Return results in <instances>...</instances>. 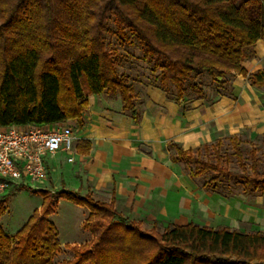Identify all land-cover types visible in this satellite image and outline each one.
Instances as JSON below:
<instances>
[{
  "label": "trees",
  "instance_id": "trees-1",
  "mask_svg": "<svg viewBox=\"0 0 264 264\" xmlns=\"http://www.w3.org/2000/svg\"><path fill=\"white\" fill-rule=\"evenodd\" d=\"M253 16L237 0H0V126H81L90 94L119 96L124 110L140 118L136 94L121 72L120 45L142 49L154 85L178 104L192 98L212 103L197 78L205 73L220 86L239 74L264 88V69L243 66L248 49L264 40V0ZM185 148L170 142L173 161L182 163L203 188L231 197L264 196V152L241 135ZM264 142V134L261 135ZM87 143V148L89 149ZM13 189L4 195V201ZM13 235L0 223V264H55L59 230L49 215L53 196ZM90 209L94 238L73 247L62 264H264V232L213 228L195 222L169 224L162 232L143 230L110 203L72 190L58 193ZM7 211L0 202V219Z\"/></svg>",
  "mask_w": 264,
  "mask_h": 264
},
{
  "label": "crops",
  "instance_id": "crops-1",
  "mask_svg": "<svg viewBox=\"0 0 264 264\" xmlns=\"http://www.w3.org/2000/svg\"><path fill=\"white\" fill-rule=\"evenodd\" d=\"M254 51L249 73L264 69V40L256 43ZM147 93V112L138 121L131 114L117 113L124 112L122 104L114 111L105 106L102 94H90L84 124H79L81 138L74 143L75 162L69 161L65 152L49 156L48 177L51 173L53 180L52 173L62 165L61 183L66 185L63 160L57 159V164L50 161L64 154L67 162L74 164L71 173L78 180L72 191H110L115 204L119 200L135 203L138 214L142 206L167 203L169 192L181 191L177 174L171 171L178 162L171 158L170 142L193 148L244 130L264 134V88L251 85L242 74L233 82V96L224 95L212 103L188 101L184 108V103L167 98L158 87ZM87 143L90 146L85 150Z\"/></svg>",
  "mask_w": 264,
  "mask_h": 264
},
{
  "label": "rangeland",
  "instance_id": "rangeland-1",
  "mask_svg": "<svg viewBox=\"0 0 264 264\" xmlns=\"http://www.w3.org/2000/svg\"><path fill=\"white\" fill-rule=\"evenodd\" d=\"M238 5L247 7L246 9L253 16L259 15L260 5L252 0H237ZM111 40L120 45L121 51V72L127 74L129 82L133 85L136 94V104L140 111L141 117L147 112L149 88L156 87L154 85V74L151 71V65L142 58L143 52L140 47L132 45H121L113 35ZM254 47L248 49L243 61V66L248 70L252 60L255 58ZM238 76V75H237ZM236 76V77H237ZM232 78L227 84L220 87L211 77L205 73L197 78L201 82L204 90L209 97L215 98L217 88L220 91H226V94L217 95V99L222 96H233ZM157 88V87H156ZM167 95V98L174 100L173 95ZM100 96V95H99ZM102 97L106 100V105L110 109L117 111L121 106L119 96L110 93H103ZM89 98V97H88ZM216 99V100H217ZM192 102H205L203 99L192 98L184 101L183 106L186 108ZM188 102V103H187ZM117 111L127 116L129 111ZM89 113V112H88ZM67 124L73 127L77 139L81 138L79 123L75 120L64 121L56 124ZM245 139L244 147L250 148L251 143L260 148V152H264V142L261 133L255 130H244L239 133ZM225 148L231 150L227 137L224 139ZM188 148V146H183ZM229 147V148H228ZM172 152V151H171ZM68 156L74 157V152ZM75 158V157H74ZM57 159L63 160L64 179L66 185L61 183V174L63 172L62 165L53 172V180L50 176L43 183L34 184L32 182L21 184L13 188L11 196L4 201V195H0V202L5 206L7 211L1 216L0 223L3 228L11 235L15 234L30 218L36 209H40L43 203L41 190H47L53 196L55 204V212L49 215V219L54 222L59 230V239L61 250L55 256V264H62L65 260L73 259V247L79 246L94 238L91 230L90 209L86 206H80L68 199H61L58 193L66 189L77 188V178L71 173L70 168L73 163H68L64 154L58 158H52V162L57 164ZM75 162V159L73 160ZM171 171L177 174V181L180 183L181 191L178 194L169 192L167 194V203L160 205L142 206L137 214L135 211V203H128L127 200H119L115 207L124 216L141 221L143 230L150 231L157 229L162 232L169 224L174 222H195L200 225H207L213 228L227 227L230 229H238L244 232L263 231L264 232V196L244 195L242 192H236L231 197H225L219 193L211 192L201 185V180L192 179L182 163L171 166ZM66 188V189H65ZM82 195L91 194L94 199L111 202L110 191H76ZM9 193V192H8ZM179 204L177 208L175 204ZM176 208H175V207Z\"/></svg>",
  "mask_w": 264,
  "mask_h": 264
},
{
  "label": "built area",
  "instance_id": "built-area-1",
  "mask_svg": "<svg viewBox=\"0 0 264 264\" xmlns=\"http://www.w3.org/2000/svg\"><path fill=\"white\" fill-rule=\"evenodd\" d=\"M76 139L74 130L65 124L0 126V195L21 184L45 182L49 156L71 154ZM68 160L73 161V156Z\"/></svg>",
  "mask_w": 264,
  "mask_h": 264
}]
</instances>
